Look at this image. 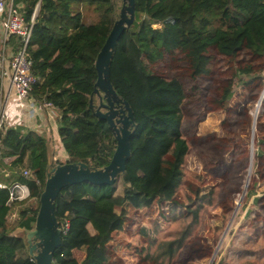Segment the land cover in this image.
Wrapping results in <instances>:
<instances>
[{
	"label": "trees",
	"instance_id": "trees-1",
	"mask_svg": "<svg viewBox=\"0 0 264 264\" xmlns=\"http://www.w3.org/2000/svg\"><path fill=\"white\" fill-rule=\"evenodd\" d=\"M14 3L22 4L26 22L35 12L27 48L35 78L29 96L50 102L56 111V139L65 153L64 159L56 158L48 131L0 124V163L6 167L0 169V183L26 185L36 200L34 208L15 202L4 208L6 192L0 193V264H34L26 254L23 234L9 233L15 227L32 226L45 177V143L53 154L52 166L81 162L99 168L114 150L106 123L93 116L88 100L95 80L94 58L117 18L121 0ZM133 10V21L117 38L109 64L110 84L133 115L130 156L112 184L82 182L58 192L53 213L60 230L64 224L67 228L60 234L51 264L173 262L188 229L171 237L165 232L167 223L177 219L179 211L191 225L196 223L214 196L212 187H195L183 193L184 201L175 200L191 149L181 129L191 116L187 98L202 101V84L210 79L214 56L233 60L238 52L248 50L264 60V0H134ZM165 58L172 74L145 72V66ZM238 73L248 74L249 65ZM178 75L185 79L186 92ZM231 92L225 90L222 104ZM92 103L97 104L94 95ZM252 192L250 188L245 194L258 209ZM233 210L231 203L220 210L222 227ZM246 218L251 229L259 220ZM132 227L144 237L145 245L116 238L118 233L132 234ZM262 231L237 228L214 264H264Z\"/></svg>",
	"mask_w": 264,
	"mask_h": 264
},
{
	"label": "rangeland",
	"instance_id": "rangeland-1",
	"mask_svg": "<svg viewBox=\"0 0 264 264\" xmlns=\"http://www.w3.org/2000/svg\"><path fill=\"white\" fill-rule=\"evenodd\" d=\"M245 65H249V73H238ZM209 67L210 79L202 84V101L187 98L191 116L181 129L191 149L175 200L184 201L183 193L195 187H212L214 196L210 207L199 212L196 223L191 225V220L180 211L177 219L167 223L165 232L171 233V237L188 229L181 249L170 264H214L237 228L264 231V60L258 59L251 51L242 50L233 60L214 56ZM144 69L145 72L172 74L166 58ZM177 78L186 92L184 77L178 75ZM226 89L232 92L226 104H222L220 97ZM54 144L56 158L64 159L65 153L57 139ZM0 166L4 165L0 163ZM250 188L252 195L258 198V209L251 204L252 198L245 194ZM229 203L234 205V210L222 227L220 210ZM35 206L34 198L32 207ZM246 217L259 219L255 220L254 228L246 227ZM13 219L11 216L9 220ZM231 222L233 225L226 233ZM131 230L133 232L134 227ZM141 238L140 242L146 244L144 237ZM132 264L144 263L137 260Z\"/></svg>",
	"mask_w": 264,
	"mask_h": 264
},
{
	"label": "water",
	"instance_id": "water-1",
	"mask_svg": "<svg viewBox=\"0 0 264 264\" xmlns=\"http://www.w3.org/2000/svg\"><path fill=\"white\" fill-rule=\"evenodd\" d=\"M133 2L134 0H121L117 18L96 52L93 62L95 80L88 100L93 116L106 123L115 142L114 150L107 164L99 168L89 167L81 162H63L52 166L53 154L49 143H45V177L37 197L38 205L32 226L29 229L15 227L9 233V236L23 234L26 254L34 264H51L52 253L60 243L61 232L53 213L58 192L64 187L82 182L110 185L124 172L125 162L130 156L128 137L134 121L131 108L110 84L109 64L117 38L133 21ZM93 95L97 104L92 103ZM263 97L264 94L262 99Z\"/></svg>",
	"mask_w": 264,
	"mask_h": 264
},
{
	"label": "built area",
	"instance_id": "built-area-1",
	"mask_svg": "<svg viewBox=\"0 0 264 264\" xmlns=\"http://www.w3.org/2000/svg\"><path fill=\"white\" fill-rule=\"evenodd\" d=\"M22 4L14 3V0H0V85L3 79H7L10 88L13 89L16 105V113L26 120L35 118L38 125L36 131H48L53 141L56 140L54 133V119L56 111L50 102H38L29 96L35 78L31 74V61L27 57V48L30 40L34 11L28 22L24 20ZM0 102V124L4 122V104ZM23 175L28 172L22 171ZM6 192V198H2L4 208L10 207L12 202L26 205L32 199L26 185L13 181L6 185L0 183V193ZM14 216L13 213L9 215ZM67 224H64L61 233H65Z\"/></svg>",
	"mask_w": 264,
	"mask_h": 264
},
{
	"label": "crops",
	"instance_id": "crops-1",
	"mask_svg": "<svg viewBox=\"0 0 264 264\" xmlns=\"http://www.w3.org/2000/svg\"><path fill=\"white\" fill-rule=\"evenodd\" d=\"M3 80L1 81V85H0V88H1V90H0V102L2 105L4 104V124L6 126H22L23 128H26V129H32L34 131L37 130L36 126L38 125V123H37L35 118H28L27 124H26V120L22 119L21 117H19L17 115L16 105L14 103V98H15L14 91L12 88H10L8 80L7 79H3ZM38 126H40V128L42 127L41 124H39ZM54 136L57 138L56 133H54ZM0 169L6 170V167L0 166ZM33 199H34V197H32V199L29 200L28 202H26L25 204L32 205ZM32 208H34V207H32ZM141 236L142 235L137 233V231L135 230L130 235L118 233L116 238H118V239L122 238V240H124V241H129L130 239H132L133 242L137 241L139 243L140 241L143 240V238H141ZM140 243L142 245H145L143 242H140ZM77 256L80 257V254H78ZM110 264H116V262H112ZM117 264H125V262L119 261Z\"/></svg>",
	"mask_w": 264,
	"mask_h": 264
},
{
	"label": "flooded vegetation",
	"instance_id": "flooded-vegetation-1",
	"mask_svg": "<svg viewBox=\"0 0 264 264\" xmlns=\"http://www.w3.org/2000/svg\"><path fill=\"white\" fill-rule=\"evenodd\" d=\"M102 111H104V109L103 108H100Z\"/></svg>",
	"mask_w": 264,
	"mask_h": 264
},
{
	"label": "bare ground",
	"instance_id": "bare-ground-1",
	"mask_svg": "<svg viewBox=\"0 0 264 264\" xmlns=\"http://www.w3.org/2000/svg\"><path fill=\"white\" fill-rule=\"evenodd\" d=\"M261 100V99H260Z\"/></svg>",
	"mask_w": 264,
	"mask_h": 264
}]
</instances>
